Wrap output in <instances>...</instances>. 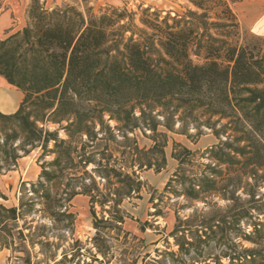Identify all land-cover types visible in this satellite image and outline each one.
<instances>
[{
	"label": "trees",
	"instance_id": "trees-1",
	"mask_svg": "<svg viewBox=\"0 0 264 264\" xmlns=\"http://www.w3.org/2000/svg\"><path fill=\"white\" fill-rule=\"evenodd\" d=\"M209 1H192L203 12L188 10L184 15L168 13L163 17L154 12L148 14L150 18H141L143 26H138L135 13L130 15L115 6L96 14L91 9L82 11L70 4L50 10L45 2L31 0L27 25L0 38V75L24 93L15 113L0 112V120L10 121L0 126V143L40 142L46 153L51 151L49 142L54 141L57 150L51 152L57 156L43 167L40 175L42 180L52 182L57 172L47 167H61L62 172L63 153L67 166L76 159L73 156L76 150L55 132L39 128L37 121H31L26 113L28 104L49 116L67 112L64 108L68 107L75 116L66 128L71 137H74L71 128L76 125L82 136L89 135L91 116L88 112L92 102L99 105L97 110L109 113L119 122L131 119L137 106L141 107V114H145L147 107L155 111L174 101L177 110L171 115L182 107L204 108L221 119H232L223 125L222 134H227L226 129L233 123L231 130L241 134L232 142L227 137L203 152L211 164H205L200 176L189 180L181 176L180 184L184 187L181 195L193 200L209 195L231 200L230 209H237L236 223L253 216L252 212L257 210L249 203L264 183V40L240 43L233 36L239 24L229 2L219 1L223 10L211 21L204 6ZM193 56L202 57L204 62H195ZM128 105L131 109L126 111ZM160 124L151 129L158 131ZM161 134L166 136V133ZM23 145L16 148V153L14 151V162L20 157V151L28 153ZM159 145L156 142L155 147ZM159 149L163 153V148ZM7 153V146L0 144V154ZM77 153L83 168L93 162L90 154ZM107 173L103 174L104 178ZM179 173L170 178L167 186ZM26 185L19 206L7 208L0 204L3 230L7 229L9 221L18 220L22 212L35 208L32 198L25 199L27 194L37 195L45 200L43 203L48 209H54L56 200L42 182L31 183V188ZM240 191L249 198L243 199ZM94 199L91 195V200ZM114 220L123 224L125 217L118 215ZM249 225L253 231L243 232L242 237L263 244L264 222ZM257 253L254 248L243 247L234 254H226L228 263L218 261L216 264H264V250L259 257Z\"/></svg>",
	"mask_w": 264,
	"mask_h": 264
},
{
	"label": "rangeland",
	"instance_id": "rangeland-1",
	"mask_svg": "<svg viewBox=\"0 0 264 264\" xmlns=\"http://www.w3.org/2000/svg\"><path fill=\"white\" fill-rule=\"evenodd\" d=\"M40 1L50 10L70 4L96 14L115 6L130 15L135 13L138 26H143L141 18L154 12L162 17L168 13L184 15L188 10L203 12L193 0ZM219 1L204 3L211 21L223 10ZM227 1L239 24L234 38L240 43L264 40V0ZM193 59L204 62L202 57ZM97 106L96 102L89 106V135L82 136L76 125L71 128L74 136L71 137L66 128L75 116L68 107L64 108L67 112L49 116L34 105H27L31 121H37L39 128L55 132L76 150L73 153L76 159L67 166L63 153L62 172L61 167H47L57 172L52 182L42 180L40 175L43 167L57 156L51 152L57 150L54 141L49 142L51 151L46 153L40 142L23 145L19 141H1L8 153L0 154V204L7 208L19 206L25 184L31 188V183L38 182L50 190L56 201L54 209H48L44 199L32 193L26 195L25 199L34 200L35 208L22 212L18 220L9 221L7 229L0 226V264H216L228 263L226 254H234L243 247L256 249L260 256L264 242L253 243L242 234L253 231L249 225L252 222H264V183L249 203L257 211L240 223L234 217L237 209H230L231 200L211 195L193 200L180 191L184 188L181 176L188 180L200 176L205 164H211L203 153L207 148L227 137L232 142L241 134L231 130L234 123L226 129L227 134H222L223 125L232 119H221L197 107H182L171 115L177 110L173 101L155 111L147 107L145 114L137 106L131 119L119 122L109 113L97 110ZM125 108L128 111L131 106ZM158 122L161 123L158 131H153L151 126ZM6 124L10 121L0 120V126ZM156 142L159 147H155ZM22 145L28 153L20 151L14 162V151ZM159 148H163V153ZM183 148L192 153L184 152ZM77 151L90 154L93 162L83 168ZM177 171L179 177L167 186ZM243 191H240L242 198H249ZM91 195L95 197L93 201ZM118 215L125 217L123 224L114 220Z\"/></svg>",
	"mask_w": 264,
	"mask_h": 264
},
{
	"label": "crops",
	"instance_id": "crops-1",
	"mask_svg": "<svg viewBox=\"0 0 264 264\" xmlns=\"http://www.w3.org/2000/svg\"><path fill=\"white\" fill-rule=\"evenodd\" d=\"M29 4L30 0H0V38H6L26 26ZM23 98V91L0 75V111L15 113Z\"/></svg>",
	"mask_w": 264,
	"mask_h": 264
}]
</instances>
